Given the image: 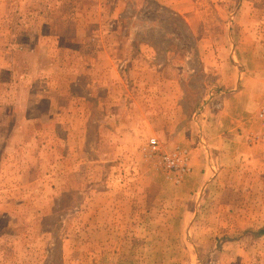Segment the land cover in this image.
Instances as JSON below:
<instances>
[{
	"label": "rangeland",
	"instance_id": "374dc122",
	"mask_svg": "<svg viewBox=\"0 0 264 264\" xmlns=\"http://www.w3.org/2000/svg\"><path fill=\"white\" fill-rule=\"evenodd\" d=\"M96 36L114 43L117 65H96ZM202 37L213 48L263 42L264 0H0V264H264V233L255 235L264 229V158L175 183L141 149L155 136L165 149L185 147L191 168L208 161L194 121L210 98L197 70ZM140 54L143 84L179 83L180 122L146 125L154 130L128 139V156L99 155L120 130L106 119L116 108L96 106L100 82L111 78L116 98L126 96L124 75L133 79L119 62ZM18 102L14 117L26 121L17 127ZM98 159L127 171L100 172Z\"/></svg>",
	"mask_w": 264,
	"mask_h": 264
},
{
	"label": "crops",
	"instance_id": "0c3cea01",
	"mask_svg": "<svg viewBox=\"0 0 264 264\" xmlns=\"http://www.w3.org/2000/svg\"><path fill=\"white\" fill-rule=\"evenodd\" d=\"M93 40L95 51L92 54L95 55V59H92L97 61L96 65L103 58L107 59V69L112 68L115 64L117 65L113 51L114 43L109 46V37L96 36ZM103 40H106V44ZM199 40L203 44V57H201L200 67L197 70L200 69V74H205L206 77H209L207 80L208 84L204 82L206 83L205 86H208L207 89H204V92H206L205 96L210 98H208V102L201 105L202 110L194 121L199 122L196 123L203 133L202 149L199 150L202 153L206 151L209 154V158L208 161L206 159V164H199L196 160H193V168L189 175L187 174V178L204 182L209 180L210 173L212 172L211 169H219V175L229 172L236 173L237 166L244 163L253 164L255 158L259 156L262 157L261 159L264 158V143L257 142L258 140H251L253 135H258L262 131L257 119V110L264 101V40L260 42L254 39L248 49L245 50L241 48V38L239 40L223 39L220 43L222 46L219 48H213L212 44L215 43H211L205 37L199 38ZM36 43L38 45L40 41L37 40ZM18 50L20 49L18 48ZM31 50H26L23 54L32 57L35 47ZM154 56L155 52L146 54L147 59L149 57L154 58ZM146 58L144 59L143 55L140 54L139 61L137 62L136 60L130 61L128 58L126 60L122 59L119 62L123 68L126 67L128 69L127 73L133 79L132 83L131 79H127V76L124 75L126 79V83L124 82L126 85V96H123L121 92L122 94L119 95V98H116L115 83L112 82L111 78L104 79L100 82V86L98 85V89L101 88L106 94H104V103L98 100L96 106L98 108L106 106L107 110L109 108H118L117 111L114 109L112 113L107 112L106 119L108 118L107 122L112 124L113 127L116 124H120L119 132L112 136V138H108L114 140L115 143L106 144L108 150L105 151L106 153H99V155L111 156L112 154L115 157L120 154L121 156H125L127 151L124 153L123 150L127 148L128 139H145L144 132L147 133L150 130H154L151 126L146 127V125L152 123L178 125L180 122L178 111V101L181 98L179 83L174 81L163 86L143 84L141 75L146 73L147 70L148 60ZM174 69L177 70V68ZM98 70L97 68L93 72L98 75ZM190 70L188 69V71ZM122 73L125 74L124 71ZM211 77L212 80H210ZM14 87H18L17 84L14 83ZM26 88H30L31 90L32 87ZM160 89H162V97L151 95V93L155 92L160 93ZM163 100H169V103L163 104L161 102ZM28 102H20L25 111L28 108ZM160 104H162V107H160ZM169 104L170 106H168ZM19 108L18 102V107L16 106L14 111L12 110V126H16L18 122L23 124L26 121L25 118L14 117ZM173 109L174 111H172ZM111 115L113 122H111ZM128 150L131 152V149ZM199 150H196L195 154ZM97 161V165L99 166L100 159ZM99 167L100 172L106 170L109 172V167L112 168L111 176H113V173H118L114 176L120 177L122 171H127L126 165H123V163L112 167L102 163ZM230 176L236 177L235 174H231ZM96 180L100 181V179ZM99 181L95 184V187L98 184L100 185ZM233 185L235 186V183ZM96 188L99 189L98 187ZM110 205L111 199L106 202L107 208Z\"/></svg>",
	"mask_w": 264,
	"mask_h": 264
},
{
	"label": "built area",
	"instance_id": "2783aa9c",
	"mask_svg": "<svg viewBox=\"0 0 264 264\" xmlns=\"http://www.w3.org/2000/svg\"><path fill=\"white\" fill-rule=\"evenodd\" d=\"M257 119L261 125L262 131L258 135H253V141L264 140V101L257 110ZM143 155L156 161L157 169L163 172L175 183L191 172V160L189 151L180 145H174L170 149H165L158 138L152 136L147 139L141 147Z\"/></svg>",
	"mask_w": 264,
	"mask_h": 264
},
{
	"label": "trees",
	"instance_id": "16d2710c",
	"mask_svg": "<svg viewBox=\"0 0 264 264\" xmlns=\"http://www.w3.org/2000/svg\"><path fill=\"white\" fill-rule=\"evenodd\" d=\"M264 233V229H260L258 231H256L255 235H259V234H263Z\"/></svg>",
	"mask_w": 264,
	"mask_h": 264
}]
</instances>
